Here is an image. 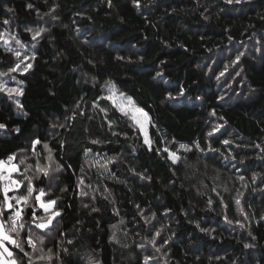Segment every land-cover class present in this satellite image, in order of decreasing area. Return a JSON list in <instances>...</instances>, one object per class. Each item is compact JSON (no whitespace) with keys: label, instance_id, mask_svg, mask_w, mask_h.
I'll use <instances>...</instances> for the list:
<instances>
[{"label":"trees","instance_id":"trees-1","mask_svg":"<svg viewBox=\"0 0 264 264\" xmlns=\"http://www.w3.org/2000/svg\"><path fill=\"white\" fill-rule=\"evenodd\" d=\"M9 157L16 264H264V0H0Z\"/></svg>","mask_w":264,"mask_h":264},{"label":"built area","instance_id":"built-area-1","mask_svg":"<svg viewBox=\"0 0 264 264\" xmlns=\"http://www.w3.org/2000/svg\"><path fill=\"white\" fill-rule=\"evenodd\" d=\"M5 161H6L5 163L7 166V171H4L0 174V184H1L2 190L5 193L6 198L9 199V201L11 202V206H10L11 211L9 214V220L13 224L17 225L20 220L22 208L19 203V195L16 191V188H17L16 180L12 175V171L8 172V168L11 167L13 159L9 157ZM32 216L36 218L37 214L34 212Z\"/></svg>","mask_w":264,"mask_h":264},{"label":"rangeland","instance_id":"rangeland-1","mask_svg":"<svg viewBox=\"0 0 264 264\" xmlns=\"http://www.w3.org/2000/svg\"><path fill=\"white\" fill-rule=\"evenodd\" d=\"M119 94V93H118ZM118 97V96H117ZM121 100L126 103L127 105H131V102H129L125 97H123V95L120 97ZM142 127V131L144 132V130L146 129V127L141 126ZM146 132H144V138L146 139ZM148 143H151L150 139H146ZM6 161L5 159H1L0 160V164H4ZM17 170V163L16 162H12L11 167L8 168V172L11 171H16ZM37 199L39 204L44 207V211L48 212L45 217H43L40 221H39V226L40 228H46L49 227L52 223H53V219L56 216V212L53 211L54 209V204L51 201H44L43 200V194L42 192H39L37 194ZM9 204L11 205V202L9 201V199L6 198V207L9 208ZM45 204V205H43ZM0 242L4 245L6 244L5 241L3 239H0ZM5 246V245H4ZM6 247L8 248V245L6 244ZM1 246H0V251H1Z\"/></svg>","mask_w":264,"mask_h":264},{"label":"crops","instance_id":"crops-1","mask_svg":"<svg viewBox=\"0 0 264 264\" xmlns=\"http://www.w3.org/2000/svg\"><path fill=\"white\" fill-rule=\"evenodd\" d=\"M4 171H7L6 163L0 164V174ZM13 172V171H12ZM45 205V204H43ZM9 204V208H10ZM0 239H3L5 243L8 245V248L6 247V244H2L0 242L1 251H0V264H16L14 258L12 257V252L10 248V244L15 241L14 236L11 235V233L6 229L5 224L3 222L1 213H0Z\"/></svg>","mask_w":264,"mask_h":264}]
</instances>
